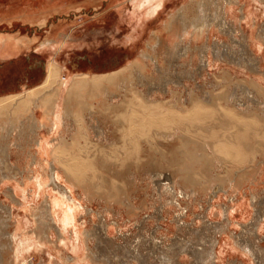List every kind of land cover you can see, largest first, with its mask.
Masks as SVG:
<instances>
[{
    "label": "rangeland",
    "instance_id": "1",
    "mask_svg": "<svg viewBox=\"0 0 264 264\" xmlns=\"http://www.w3.org/2000/svg\"><path fill=\"white\" fill-rule=\"evenodd\" d=\"M154 1L0 0V37L25 41L0 53V95L27 93L0 111V264H264L260 153L255 166L228 154L217 165L201 134L184 163L183 140L198 135L187 122H158L139 147L124 141L134 110L161 117L215 99L214 109L263 113L264 0H231L224 26L225 0H164L155 11ZM45 88L67 105L54 129ZM64 147L83 157L71 182L66 155H53ZM185 164L200 183L184 181Z\"/></svg>",
    "mask_w": 264,
    "mask_h": 264
},
{
    "label": "bare ground",
    "instance_id": "2",
    "mask_svg": "<svg viewBox=\"0 0 264 264\" xmlns=\"http://www.w3.org/2000/svg\"><path fill=\"white\" fill-rule=\"evenodd\" d=\"M231 3V0H225V6H224V15H221L220 23L222 26L227 25V22L225 20L226 14L228 15V4ZM232 10V9H231ZM173 22V21H172ZM171 22V23H172ZM189 35V34H188ZM186 38V37H184ZM9 42V41H8ZM4 42L3 39L0 37V49H2L1 43H5L4 50L8 51L12 48V44ZM54 40L46 41L43 46L53 44ZM56 43V42H55ZM186 49V48H184ZM14 50V49H13ZM57 62L53 61L51 63V67L49 70V73L47 75V83L45 85H50L55 78L54 75V66H57ZM242 64V63H241ZM60 74V73H59ZM85 75V74H84ZM46 78V77H45ZM256 82V81H254ZM58 83V82H57ZM258 83V82H256ZM61 84V83H60ZM259 84V83H258ZM59 85V83H58ZM64 85V84H63ZM67 86V85H66ZM62 88V87H61ZM46 89V88H45ZM60 89V88H59ZM51 90V89H50ZM49 89L45 90L44 94H40L41 97L39 98V102L42 107H48V112L52 116V129L58 126V123L60 122V114L63 111L65 107H62L61 110V98L60 93L54 91H50ZM36 91V90H35ZM36 92L29 93L28 96L33 97V103L38 101L36 98L39 94ZM39 95V96H40ZM27 96V93L24 92V95H16V96H6L0 100V111H6V108L9 107V105H12L14 103H22L24 104L25 97ZM46 96V97H45ZM72 94L69 95V98L65 99V104L69 103L70 97ZM20 97H23L21 99ZM46 99H45V98ZM21 99V101H20ZM230 97L226 98V101H229ZM158 101V100H157ZM160 101V100H159ZM195 102V101H193ZM215 99L212 101V104L209 106H206L204 104H196L189 110L186 111H174V110H168L165 114H162L161 117L158 116V114H151L149 112H141L140 110H134V115H136L135 122L133 123L132 120H129V126L125 130L124 134V141L127 144L132 145H138L139 147V141L138 139H149L151 140V137L153 138L155 135L152 134L154 130H156L153 126H155L158 122L160 124L170 125L172 124L171 121L176 122L178 125L176 127L179 128L180 123L187 122L190 123L188 128H192L193 132L197 133L199 138L194 137L191 134H187L185 137L186 139L183 140V147L184 149L180 150L181 153L184 154L185 159L184 163L190 162L193 158H190V152L186 149L187 146L192 144H201V141L203 140L201 134L205 135L207 137L206 143L210 140L212 141V152L213 157L212 160L215 162V164L219 165L220 162L223 161V159L220 157L221 154L229 155L230 157H239L243 155L244 163L250 161L253 166H255V160H258L259 157H257V154L260 153V156L262 159H264V111L262 114H255L251 113L249 115H242L239 114L236 110L233 108H230L229 106H222L218 105L217 108L214 109ZM164 103V102H163ZM162 103V104H163ZM156 105V108H159L158 105L161 103L153 102ZM183 104V103H182ZM144 105V104H143ZM212 105V106H211ZM150 106V105H149ZM161 106V105H160ZM204 109L211 110L212 113L214 111V116L212 117H204L202 118L201 110L199 109L202 107ZM144 107V106H143ZM148 107V106H147ZM154 107V108H155ZM163 107V106H162ZM213 107V108H212ZM150 109V108H149ZM143 110V108H142ZM183 127V126H182ZM4 126L0 125V129L2 130ZM99 128V127H98ZM178 128H174L169 133L160 131V135L162 137H171L172 133L174 131L178 130ZM190 128V129H191ZM169 129V128H167ZM189 129V130H190ZM98 132V131H97ZM174 136V135H173ZM173 138V137H172ZM170 140V139H168ZM81 142V141H80ZM37 159L36 161L40 162L42 167L47 168V165L42 160V156L44 154H47V149L45 144L42 141L37 142ZM67 143V142H65ZM68 145V144H67ZM69 149L67 147L60 148L57 150H54L53 155L56 154V157L60 159V155H66V161L61 164V168L65 171V173L68 176V181L71 182L72 178V172L77 173L76 171H79L81 169L83 161V157L78 156H69L68 154ZM7 156H10L9 152L6 151ZM252 154V156L248 157V155ZM68 155V156H67ZM247 157V158H246ZM201 159V157H197V159ZM34 161V162H36ZM211 161V160H210ZM246 161V162H245ZM260 163L258 164L257 172L260 174L261 179L263 177L264 173V161L259 160ZM37 164V162L35 163ZM38 166V165H37ZM36 166V167H37ZM185 168H183L184 175V181L187 184L190 185H197L200 183V180H198V175L196 173H193L192 166L190 164H185ZM12 170L16 169V176L23 175L24 172L20 166L15 167L12 165ZM57 169L55 166L52 165V171H56ZM59 172L54 173L59 177ZM183 173V174H184ZM73 176V175H72ZM2 184V183H1ZM250 250L249 248H247ZM251 251V250H250Z\"/></svg>",
    "mask_w": 264,
    "mask_h": 264
},
{
    "label": "crops",
    "instance_id": "3",
    "mask_svg": "<svg viewBox=\"0 0 264 264\" xmlns=\"http://www.w3.org/2000/svg\"><path fill=\"white\" fill-rule=\"evenodd\" d=\"M160 1H163L164 2V0H156V1H154L153 2V4H156V2H157V5H155V6H152V9L155 11L160 5H161V2ZM152 13V12H151ZM50 40V39H49ZM3 41L6 43V42H8V43H10V44H12V48L14 49V50H12L13 52L11 53V54H14V53H16V51H21V48H22V46H23V44L25 43V41L23 40V39H18L16 42H14L13 40L12 41H10V40H8V39H3ZM55 41V40H54ZM55 42H57V41H55ZM54 42V43H55ZM5 43H1V46H2V49H0V53H6L5 52V50H4V48H5ZM63 44V43H62ZM10 54V52H8V53H6V55H11ZM53 61H57V60H55V59H53V60H51L50 62H49V64L51 63V62H53ZM49 64H48V66L46 67V69H47V72H46V75H47V73H48V69H49ZM0 71H1V65H0ZM82 74V73H81ZM6 95H8V94H6ZM6 95H2V96H6ZM1 96V95H0ZM1 96V97H2ZM0 97V98H1Z\"/></svg>",
    "mask_w": 264,
    "mask_h": 264
}]
</instances>
